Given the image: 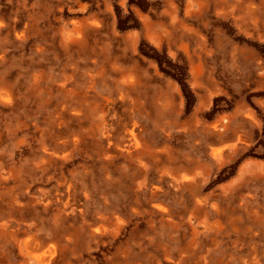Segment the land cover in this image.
Here are the masks:
<instances>
[{"label":"rangeland","instance_id":"374dc122","mask_svg":"<svg viewBox=\"0 0 264 264\" xmlns=\"http://www.w3.org/2000/svg\"><path fill=\"white\" fill-rule=\"evenodd\" d=\"M0 21V219L70 234L71 264H264V0H0ZM218 120L235 124L202 132ZM133 123L160 155L146 167L97 141ZM67 183L80 218L41 202ZM162 206L216 228L191 253Z\"/></svg>","mask_w":264,"mask_h":264},{"label":"bare ground","instance_id":"6f19581e","mask_svg":"<svg viewBox=\"0 0 264 264\" xmlns=\"http://www.w3.org/2000/svg\"><path fill=\"white\" fill-rule=\"evenodd\" d=\"M2 25L3 24L0 21V27H2ZM83 28V25L75 27L73 29V33L70 34L71 36H68L66 39L69 41L75 40L74 35L81 33ZM262 77L264 78V75ZM120 81L123 86L127 87L133 82V77L128 73L123 72ZM0 95L2 97H9L10 94L7 91H3ZM251 115V112H248L247 116L251 117ZM233 119H235V117L230 118V121ZM233 124H235V121L229 124L223 123L222 120H218L211 126L203 127L202 132L204 134H213L215 133V130L220 129L221 127L228 129ZM142 131V125L133 123L126 130L122 139H114L111 133L103 130L97 141L100 146L104 144L103 149L105 153H109L111 151L115 156L125 153L127 158H134L139 165L146 167L150 160H153L152 162L160 160V155L157 154V152L153 149H150L151 147L143 140ZM232 147H235V145ZM232 147H227L224 145L210 147L209 156L213 160H220L227 154V150L232 149ZM145 156L149 158L148 162L144 161ZM195 176L196 171L190 168L187 169L186 173L172 174L170 178L168 177V183L177 187H181L190 180H194ZM64 188L65 190L59 194H56L52 198L49 196H42L41 202L45 205L54 203L58 211H69L71 213L77 214L76 216L80 218L84 211L82 204L70 197L71 184L67 183ZM162 188L163 185L157 184L152 188L154 192L152 189L150 190L154 194L157 189ZM9 206L12 207L13 202L12 204L10 203ZM160 210H162L161 212L167 218V220L173 221L175 218H181L182 221H188L190 223L192 238L189 241L190 248L188 250H191V253L195 252V250L192 248V244L198 242L203 238V236H207L209 233H212V231H214L216 228V225L212 224L207 219H195V221L192 222L189 217L186 218V216L180 215L179 213L176 214L173 210L167 207L162 206ZM2 216L3 217L0 219V264H57L59 262V258L63 256L64 252L65 254L66 252L68 254L71 244L75 241V239H72V237L69 236L70 234L66 233L63 237L52 236L48 239L39 238L32 232V228L30 226L23 224V221L20 218L7 215L3 211ZM171 226L173 227L174 225L172 224ZM88 229H90L89 231H91V234L96 237L106 234L113 235L119 231V224L115 220H109L92 223L90 227L88 226ZM67 257L68 255L62 258L64 263L71 264L72 262L68 260ZM180 262L181 257L178 260H172L173 264H180Z\"/></svg>","mask_w":264,"mask_h":264},{"label":"crops","instance_id":"0c3cea01","mask_svg":"<svg viewBox=\"0 0 264 264\" xmlns=\"http://www.w3.org/2000/svg\"><path fill=\"white\" fill-rule=\"evenodd\" d=\"M191 0H188V2H190ZM226 1V0H225ZM189 7H191V5L189 4Z\"/></svg>","mask_w":264,"mask_h":264}]
</instances>
